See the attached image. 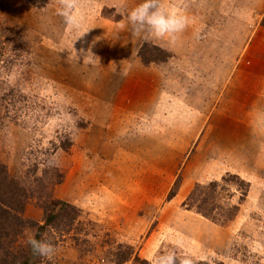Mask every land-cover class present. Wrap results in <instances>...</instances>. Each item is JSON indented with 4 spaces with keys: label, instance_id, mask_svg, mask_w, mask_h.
Instances as JSON below:
<instances>
[{
    "label": "rangeland",
    "instance_id": "obj_1",
    "mask_svg": "<svg viewBox=\"0 0 264 264\" xmlns=\"http://www.w3.org/2000/svg\"><path fill=\"white\" fill-rule=\"evenodd\" d=\"M29 1L0 0V163L32 195L25 219L41 223L48 200L81 211L69 234L45 233L55 252L39 264H107L116 244L148 264L167 250L264 264V0H161L188 21L174 41L133 35L126 14L143 0H81L72 30L55 0ZM153 46L170 57L145 63L142 47L162 55ZM228 174L249 185L241 202L223 192L232 221L186 207L196 184Z\"/></svg>",
    "mask_w": 264,
    "mask_h": 264
},
{
    "label": "trees",
    "instance_id": "obj_2",
    "mask_svg": "<svg viewBox=\"0 0 264 264\" xmlns=\"http://www.w3.org/2000/svg\"><path fill=\"white\" fill-rule=\"evenodd\" d=\"M31 3H34V1H31ZM261 24L264 26V19ZM7 33L8 29L0 26V67L3 63L8 62V58H4L6 47L1 37H5ZM150 49L162 55L160 57H149L146 55L147 47H142L139 56L145 63L165 62L170 57L169 54L157 47L153 46ZM60 148L61 150H67L65 145L60 144ZM180 183V177H178L171 188L168 199L176 195ZM229 186H233L235 191L239 193V202L245 199L249 190L248 183L236 175L228 174L223 176L220 181H211L204 185L196 184L186 198L185 205L201 217L215 224L225 225L237 216L238 208V205H229L227 202L229 196L225 194L227 195L225 197L223 194ZM30 196L32 195L27 193L24 186L11 178L6 167L0 163V264H39V256L33 255L28 243L20 246V248L17 246V239L22 232L26 228H33V236L38 240L43 239L48 230L67 235L73 230L74 224L80 217L81 211L74 205L62 200H48L44 204L42 203L41 206L43 212L41 223L27 220L23 214ZM82 232L86 233L85 230H82ZM74 240L77 246L88 243L86 237L82 239L79 237ZM105 259L107 264H126L128 262L148 264L145 260L141 261L135 254L133 247L127 244H116L108 247ZM193 264L208 263L193 261Z\"/></svg>",
    "mask_w": 264,
    "mask_h": 264
},
{
    "label": "clouds",
    "instance_id": "obj_3",
    "mask_svg": "<svg viewBox=\"0 0 264 264\" xmlns=\"http://www.w3.org/2000/svg\"><path fill=\"white\" fill-rule=\"evenodd\" d=\"M55 2L58 6V15L63 18L67 28L79 29L81 17L78 10L81 0H55ZM126 21L131 26L133 35L140 36L141 33L146 32L156 39L168 38L172 41L186 29L188 24L187 18L175 9L165 10L161 0H143L127 12ZM27 243L33 255L51 259L55 252L54 245L45 239L38 240L34 236H29ZM151 264H193V261L187 256L178 257L173 250H167L154 256Z\"/></svg>",
    "mask_w": 264,
    "mask_h": 264
},
{
    "label": "crops",
    "instance_id": "obj_4",
    "mask_svg": "<svg viewBox=\"0 0 264 264\" xmlns=\"http://www.w3.org/2000/svg\"><path fill=\"white\" fill-rule=\"evenodd\" d=\"M180 127H183L182 125Z\"/></svg>",
    "mask_w": 264,
    "mask_h": 264
}]
</instances>
